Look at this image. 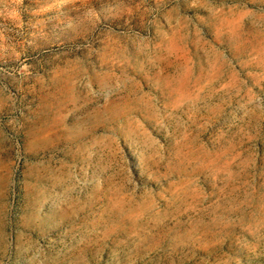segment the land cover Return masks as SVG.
<instances>
[{"label":"rangeland","instance_id":"374dc122","mask_svg":"<svg viewBox=\"0 0 264 264\" xmlns=\"http://www.w3.org/2000/svg\"><path fill=\"white\" fill-rule=\"evenodd\" d=\"M0 264H264V0H0Z\"/></svg>","mask_w":264,"mask_h":264}]
</instances>
